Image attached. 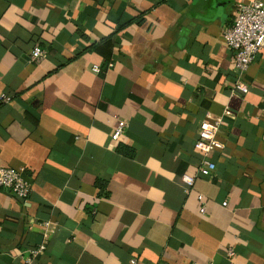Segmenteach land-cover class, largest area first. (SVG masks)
<instances>
[{
	"label": "crops",
	"instance_id": "1",
	"mask_svg": "<svg viewBox=\"0 0 264 264\" xmlns=\"http://www.w3.org/2000/svg\"><path fill=\"white\" fill-rule=\"evenodd\" d=\"M252 1L0 0V167L30 186L0 189V264H264V60L234 93L222 40Z\"/></svg>",
	"mask_w": 264,
	"mask_h": 264
},
{
	"label": "built area",
	"instance_id": "2",
	"mask_svg": "<svg viewBox=\"0 0 264 264\" xmlns=\"http://www.w3.org/2000/svg\"><path fill=\"white\" fill-rule=\"evenodd\" d=\"M222 40L233 54V71L237 78L232 90L234 93L241 95L247 94L249 89L244 80V74L258 57L264 60V0H254L241 6L237 11L233 24L222 31ZM43 56L44 52L40 47H34L30 52V60L32 62L41 59ZM108 67H110V64ZM93 72L100 74L102 70L95 67ZM0 100L3 103L10 102V98L6 96H1ZM222 116L230 118V111L225 109ZM220 125L221 120L211 123L202 121L198 124L194 148L202 156L198 170V175L202 178L210 177L215 170V164L211 161L212 154L224 151V144L217 140ZM123 127V124H119L111 136L112 141L118 140ZM22 175V170L0 167V189L11 192L20 200H26L30 192V186ZM182 181L187 188H190L194 179L183 177ZM198 200L202 202V196H199ZM199 212L201 214L205 212L203 204ZM46 226L47 224H44V227ZM45 248L46 245L41 244L37 248L32 249L30 251L31 257L42 254ZM227 256L231 259L233 252L229 250Z\"/></svg>",
	"mask_w": 264,
	"mask_h": 264
},
{
	"label": "trees",
	"instance_id": "3",
	"mask_svg": "<svg viewBox=\"0 0 264 264\" xmlns=\"http://www.w3.org/2000/svg\"><path fill=\"white\" fill-rule=\"evenodd\" d=\"M96 186L101 190V188L103 187L102 185H101V182H96ZM102 191V190H101Z\"/></svg>",
	"mask_w": 264,
	"mask_h": 264
}]
</instances>
